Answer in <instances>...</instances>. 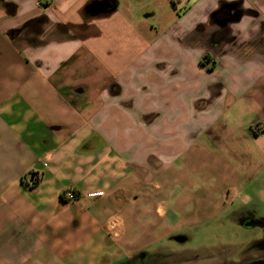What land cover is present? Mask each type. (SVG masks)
<instances>
[{"label":"crops","instance_id":"crops-1","mask_svg":"<svg viewBox=\"0 0 264 264\" xmlns=\"http://www.w3.org/2000/svg\"><path fill=\"white\" fill-rule=\"evenodd\" d=\"M144 1L0 0V264L146 258L226 204L199 171L264 241V0Z\"/></svg>","mask_w":264,"mask_h":264},{"label":"rangeland","instance_id":"rangeland-1","mask_svg":"<svg viewBox=\"0 0 264 264\" xmlns=\"http://www.w3.org/2000/svg\"><path fill=\"white\" fill-rule=\"evenodd\" d=\"M144 3L148 10H156V18H149L150 24L155 27L159 25L157 18L172 9V5L165 0L164 3L161 0H145ZM217 172L219 173L220 169H217ZM194 181L195 186L190 194H184L182 186L175 187L176 197L189 196L186 210L192 212L196 208L198 214V207L193 204L198 198L204 197L202 189L210 183L212 189L218 191L206 196L221 199L226 204L217 211L215 217L185 227L183 236L176 235L185 237L184 241H175V237H171L164 242L150 245L146 259L153 264H219L226 261V264H264V258H260L264 256V241L259 240L257 228L246 229L242 225L243 216L251 208L250 205L242 204L245 197L252 196L250 179H224L216 174L205 183L204 173L199 171ZM152 250H155V253L151 252ZM135 264H145V260L141 258Z\"/></svg>","mask_w":264,"mask_h":264},{"label":"water","instance_id":"water-1","mask_svg":"<svg viewBox=\"0 0 264 264\" xmlns=\"http://www.w3.org/2000/svg\"><path fill=\"white\" fill-rule=\"evenodd\" d=\"M107 7H109V4L107 2H103V1H98V2H95L91 5V8L93 10V12H97V11H107ZM247 226H252L251 224H248L247 223ZM175 239L177 241H184L185 240V237H175Z\"/></svg>","mask_w":264,"mask_h":264},{"label":"built area","instance_id":"built-area-1","mask_svg":"<svg viewBox=\"0 0 264 264\" xmlns=\"http://www.w3.org/2000/svg\"><path fill=\"white\" fill-rule=\"evenodd\" d=\"M35 177H36L35 180H38L37 179L38 175H36ZM102 194H103V192H96V193H89L88 196L92 197V196H99V195H102ZM63 196L65 197V199H67L69 201L77 199V195H76V193H75V191L73 189H68L67 191H65Z\"/></svg>","mask_w":264,"mask_h":264},{"label":"flooded vegetation","instance_id":"flooded-vegetation-1","mask_svg":"<svg viewBox=\"0 0 264 264\" xmlns=\"http://www.w3.org/2000/svg\"><path fill=\"white\" fill-rule=\"evenodd\" d=\"M223 13L227 14V15H230V12H229V9L227 8H223ZM264 248V246H262ZM262 249V248H261ZM260 249V250H261ZM263 251V250H262ZM143 260H145V264H153L151 263V261L149 262V259H146V258H142Z\"/></svg>","mask_w":264,"mask_h":264},{"label":"trees","instance_id":"trees-1","mask_svg":"<svg viewBox=\"0 0 264 264\" xmlns=\"http://www.w3.org/2000/svg\"><path fill=\"white\" fill-rule=\"evenodd\" d=\"M205 61H209V55H206L205 58H204ZM139 260V258L135 259L133 262L131 263H125V264H135L137 261Z\"/></svg>","mask_w":264,"mask_h":264}]
</instances>
